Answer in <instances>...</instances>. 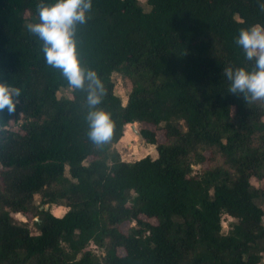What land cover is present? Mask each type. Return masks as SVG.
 I'll return each instance as SVG.
<instances>
[{
    "label": "trees",
    "instance_id": "1",
    "mask_svg": "<svg viewBox=\"0 0 264 264\" xmlns=\"http://www.w3.org/2000/svg\"><path fill=\"white\" fill-rule=\"evenodd\" d=\"M41 2L0 0V79L21 89L0 110V264H264V186L251 182L264 178V99L228 93L223 73L254 68L235 37L264 25L261 0H92L75 38L114 122L103 144L87 136L86 90L27 30ZM114 73L131 80L125 105ZM135 122L156 154L127 161L116 145ZM220 155L227 167L211 165ZM12 212L37 216L38 233Z\"/></svg>",
    "mask_w": 264,
    "mask_h": 264
},
{
    "label": "clouds",
    "instance_id": "2",
    "mask_svg": "<svg viewBox=\"0 0 264 264\" xmlns=\"http://www.w3.org/2000/svg\"><path fill=\"white\" fill-rule=\"evenodd\" d=\"M264 5V0H261ZM92 0H51L37 5L39 19L28 23L27 30L42 43L45 63L59 69L73 89H85L87 136L95 144L109 141L114 122L111 114L97 105L101 103L104 86L94 69L82 65L75 38L78 25L86 23ZM235 43L247 59L254 60V68L228 67L223 69L230 81L228 93L242 94L244 99H264V25L255 24L239 31ZM21 89L0 79V110H16Z\"/></svg>",
    "mask_w": 264,
    "mask_h": 264
},
{
    "label": "rangeland",
    "instance_id": "3",
    "mask_svg": "<svg viewBox=\"0 0 264 264\" xmlns=\"http://www.w3.org/2000/svg\"><path fill=\"white\" fill-rule=\"evenodd\" d=\"M141 6L146 10H150L151 6L148 4L147 0H138ZM113 80L115 83V93L121 98L123 104L125 105L128 100L129 93L132 88V83L129 78H126L122 76L119 73H114L113 74ZM71 89L70 88H63L59 91V96H69L71 95L70 93ZM24 124V119L20 117L18 120L11 121L10 124L8 125V128L14 131L20 130L21 127ZM135 128L137 131H140L142 127L145 125L140 122H135L134 123ZM148 127L154 128V126L148 125ZM133 128L132 123L126 125L124 135L121 138V140L117 143L116 147L119 150L122 159L127 160V161H133L139 158H142L146 155H155L156 154V146L146 142L140 135L137 133V131ZM158 140L159 141H164V132L162 130L157 132ZM213 167L217 165H221L224 167H227V165L224 162L223 157L220 155L216 159V161L212 162L211 164ZM203 166L194 164L193 168L194 171H200ZM205 167V166H204ZM2 167L0 166V171ZM252 184L255 187H263L264 186V178L258 179L256 177H252L251 179ZM0 183L1 181V176H0ZM35 203L38 205H42V199L39 195H36L35 198ZM262 205V203H260ZM48 206V209L52 211L55 215H62L66 211L65 206H56V205H46ZM263 207V205H262ZM264 208V207H263ZM12 216L15 221L17 222H27V224L30 226L31 231L33 234L38 233V229L34 223L35 220H37V216H35L33 213H29L27 215H23L21 213H16L12 212ZM152 222H156V219L152 218L149 219ZM235 221V218L228 215L224 214L223 215V233H228L229 229L231 228V224ZM133 224L132 223H127L123 226L124 230H129ZM95 247L94 245H92ZM263 255V261H264V252L262 253Z\"/></svg>",
    "mask_w": 264,
    "mask_h": 264
},
{
    "label": "water",
    "instance_id": "4",
    "mask_svg": "<svg viewBox=\"0 0 264 264\" xmlns=\"http://www.w3.org/2000/svg\"><path fill=\"white\" fill-rule=\"evenodd\" d=\"M132 126H133V128H135L134 123L132 124ZM135 130H136V128H135ZM136 131H137V130H136ZM137 133L140 135V137H142L141 134H140V131H137ZM46 208H48V206H46ZM37 219H38V218H37Z\"/></svg>",
    "mask_w": 264,
    "mask_h": 264
}]
</instances>
